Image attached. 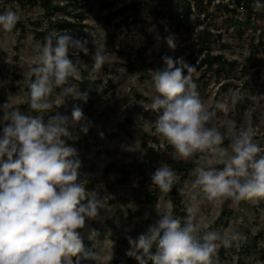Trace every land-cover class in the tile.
I'll return each mask as SVG.
<instances>
[{
  "label": "rangeland",
  "instance_id": "obj_1",
  "mask_svg": "<svg viewBox=\"0 0 264 264\" xmlns=\"http://www.w3.org/2000/svg\"><path fill=\"white\" fill-rule=\"evenodd\" d=\"M129 1L88 0L84 3V30L90 35L77 39L88 40V54L73 50L80 77L71 83L77 84L81 92L84 89L90 91L91 98L84 102L69 97L63 104L57 88L53 93L52 112L37 113L25 108V85L34 63L36 45L43 43L50 32L56 33L53 18L62 13L53 12L47 16L41 6L28 1L0 0V13L11 9L19 14L18 23L23 24L22 28L17 26L11 32L0 29V105L8 102L24 114H39L45 120L55 111L69 117L70 137L62 139L66 145L77 149L81 161L79 178L85 181L89 191L100 192L104 199V209L100 210L98 217L86 218L84 227L78 230L84 245L88 247L90 242L101 253V264L111 260H115L114 264H128L126 252L130 246L126 237L136 239L169 211L183 222L190 214L189 209L195 222L205 230L223 233L235 228L242 234L239 246L223 247V258L218 260V264H264V201L258 204L209 201L200 189L191 187L195 165L181 184L179 210L171 202V191L162 192L152 184L153 172L161 163L169 165L168 160L175 153L154 130L153 122L158 113L151 111L154 88L150 72L164 67L163 57H183L189 64L196 65L197 71L193 76L205 106L211 109L217 101L227 103V117L236 122L238 129L251 120L256 129L255 139L263 145L264 10L256 11L252 0L250 9L238 7L235 15L238 21H233L230 18L232 11H225L223 5L234 6V0H210V3L203 0L201 7L206 6L208 16L198 13L194 0H178V9H184L189 2L195 10L186 25L177 27L174 16L166 15L167 8H163V14L155 12L164 0H148L151 10L142 11L135 20L124 16L130 9L115 17L118 24H108L103 19V15ZM107 3L110 5L106 6ZM155 4L157 7L153 8ZM204 27L211 32V52L221 53L229 61L219 74L197 63L203 56L198 51V40L202 38ZM107 33L114 35L113 48L104 43ZM70 34L77 37L74 30ZM169 34L175 35V49H170L164 40ZM96 47H103L108 56V63L100 70L92 68ZM128 61L134 62L131 70L128 69ZM234 91L240 94L236 102L231 100ZM73 106L82 110V121L72 122ZM127 115L130 119L124 122ZM218 117L217 126L226 134L222 126L225 116L218 112ZM88 122H91L90 134L88 131L84 134L81 127ZM3 126L4 123L0 122V135ZM91 135L100 144V149L88 139ZM151 136L158 138V145ZM144 138L152 150L143 146ZM230 142L226 134L223 146L227 147ZM125 162H134L135 165L130 166V178L122 183L118 180L116 167ZM89 182L92 189L87 186ZM152 192H155V200H148L147 194ZM217 218L220 219L218 223ZM93 230L99 235L90 240ZM132 262L138 264L134 258ZM81 264L92 262L81 261Z\"/></svg>",
  "mask_w": 264,
  "mask_h": 264
},
{
  "label": "clouds",
  "instance_id": "obj_2",
  "mask_svg": "<svg viewBox=\"0 0 264 264\" xmlns=\"http://www.w3.org/2000/svg\"><path fill=\"white\" fill-rule=\"evenodd\" d=\"M253 7L264 10V3L253 0ZM19 19L11 9L0 13V29L11 32ZM164 40L175 49L174 34ZM87 45L88 40L67 32H50L36 45L25 92L32 111L52 112L57 88L63 104L69 97L87 102L88 93L71 83L80 73L69 57L70 49L87 55ZM92 59L94 70L108 63L103 47L95 48ZM162 59L163 68L150 70L151 111L158 113L153 126L173 148L174 159L194 163L192 189H200L209 201H264V147L255 139L251 120L238 129L227 117V103L217 101L209 109L200 99L193 76L196 65L183 57ZM239 98L234 91L231 100ZM0 112L4 123L0 135V264H101V253L94 245L86 247L77 230L84 227L86 218L98 217L104 199L86 188L79 178L77 149L62 139L70 137L69 117L55 111L45 120L39 114H24L8 102L0 105ZM218 112L225 116L222 126L231 141L227 147L223 146L226 134L217 126ZM83 119L82 110L73 106L72 122ZM90 126L91 122L82 125L81 131L87 134ZM177 179L165 163L151 176L152 184L165 193ZM189 213L183 222L170 211L163 213L136 239L126 237L130 246L126 255L138 264H218L219 247L239 246L243 237L235 228L223 233L205 230L195 222L191 209ZM98 235L93 230L89 239Z\"/></svg>",
  "mask_w": 264,
  "mask_h": 264
},
{
  "label": "trees",
  "instance_id": "obj_3",
  "mask_svg": "<svg viewBox=\"0 0 264 264\" xmlns=\"http://www.w3.org/2000/svg\"><path fill=\"white\" fill-rule=\"evenodd\" d=\"M28 1L30 4L32 5H39L42 7L45 15L50 16L51 14H53V12H59L62 13L61 15H57L53 18V23L56 27V33H69L71 31H76L77 32V37H84V36H89V32L84 30L85 27V23L83 22L84 19V10L82 7H84V3H87L88 0H65V1H59V0H25ZM234 6H228L227 4L223 5V9L225 11H232V15L230 16V18L233 21H238L237 16H235L237 14V9L240 5H242V7H245L246 9H250L251 8V2L252 0H234ZM203 0H194V8L198 11V13H204V16H208V12L206 9V6H202ZM171 3V4H170ZM208 3H210V0H208ZM106 6H109L110 3L105 4ZM150 5V1L148 0H130L129 2L124 3L121 7L116 8L113 12L107 13L106 15H103L105 17H103V19L108 23H114V24H118L119 22H115L114 19L115 17L124 12V10L126 9H130L129 14H125L124 16H130L131 19H136V17L144 10L148 9L151 10L149 8ZM180 3L174 0H164V3L162 4L161 8H158L155 10L156 13L158 14H163L165 13L163 8H167V12L166 15L167 16H174V23L176 24L177 27L179 26H184L186 25V23L189 22L190 19V15L193 14V8L192 5H190V3L188 2L184 9L180 8L178 9ZM157 5L155 4L153 6V8H156ZM198 17V16H197ZM17 26H21V28L23 27L22 23H17L15 27ZM201 35L202 38L200 40H198V51L200 53H203V56L198 59L197 63L200 66H204V68L206 69H213L217 74L220 73V71L225 69V65L227 64V62H229L227 60V58L221 54V53H212L211 52V46H210V35L211 32L209 29L207 28H202L201 30ZM105 42L113 48L114 45V35L112 33H107L106 34V38H105ZM74 51L72 50L71 53H69V57L73 60L74 63L75 62V56H74ZM140 55V53L138 54ZM128 65V69L131 70L133 68L134 62L132 61H128L127 62ZM34 79V77H33ZM196 82V80H195ZM197 83V82H196ZM25 88L27 90V84L25 85ZM89 92L88 93V99L91 98L92 93L90 91H88L87 89H84L83 92ZM27 100V99H26ZM140 107V106H138ZM25 108H29L27 102H25ZM84 111V110H83ZM130 117L127 115L124 118V122L129 121ZM89 133V130H88ZM90 134V133H89ZM144 136L147 135L146 132L143 133ZM152 139L154 141H156L157 145H158V138L156 136H151ZM89 140H92L93 142H95L97 144V148H99L100 144L97 142L96 138L94 136H89L88 137ZM143 146L148 147L149 150H152V146H148L147 145V141L145 140V138L143 139L142 142ZM262 147H264V143L263 145L261 144ZM159 147V146H157ZM175 155H172L169 160L168 163L169 165L172 167V169L176 172V174L178 175V179H177V183H175V185L173 186L172 190H171V202L172 204L178 208L180 207V201H181V196H180V192H181V184L183 183V181L189 176V173L191 171V169L193 168L194 163L192 161H179L174 159ZM131 165H135L134 162H125L122 163L120 166L116 167V170L118 172V180L122 183L126 182L130 176H131ZM106 170H108V167L105 168ZM87 186L89 188L92 189V183L89 182L87 184ZM98 192V191H97ZM98 195L101 196V193L98 192ZM155 192H152L151 194H147V199L148 200H155ZM184 213V212H181ZM220 221L219 218H217L216 222L218 223ZM79 230V229H78ZM77 230V231H78ZM88 247H92V244L89 242L88 243ZM223 247H220V249L217 252V256H218V260L223 258ZM154 251V249H153ZM261 255H263V253H261ZM115 260H111L109 261L107 264H114ZM132 257H128V264H132ZM151 264V262H150Z\"/></svg>",
  "mask_w": 264,
  "mask_h": 264
},
{
  "label": "built area",
  "instance_id": "obj_4",
  "mask_svg": "<svg viewBox=\"0 0 264 264\" xmlns=\"http://www.w3.org/2000/svg\"><path fill=\"white\" fill-rule=\"evenodd\" d=\"M240 8H242V5H240Z\"/></svg>",
  "mask_w": 264,
  "mask_h": 264
}]
</instances>
